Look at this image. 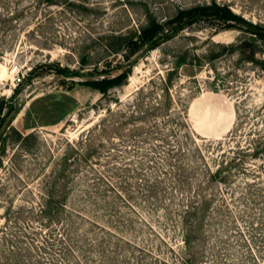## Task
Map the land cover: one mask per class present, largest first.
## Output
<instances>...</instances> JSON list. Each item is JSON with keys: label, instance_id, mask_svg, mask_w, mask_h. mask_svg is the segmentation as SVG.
Returning a JSON list of instances; mask_svg holds the SVG:
<instances>
[{"label": "rangeland", "instance_id": "374dc122", "mask_svg": "<svg viewBox=\"0 0 264 264\" xmlns=\"http://www.w3.org/2000/svg\"><path fill=\"white\" fill-rule=\"evenodd\" d=\"M213 1L264 25V0H0V264H264V41L198 16L118 45Z\"/></svg>", "mask_w": 264, "mask_h": 264}, {"label": "trees", "instance_id": "16d2710c", "mask_svg": "<svg viewBox=\"0 0 264 264\" xmlns=\"http://www.w3.org/2000/svg\"><path fill=\"white\" fill-rule=\"evenodd\" d=\"M198 16H209L217 18L225 27L231 26L232 22H242L248 28L249 32H251L252 36H257L258 38L264 41V25H257L245 21L244 19H242V17L231 12L227 6L223 4H216L213 1L209 4L195 5L189 8L179 9L171 18L167 19L164 22H157L154 19H150L145 26L138 29V32H136L135 35L133 33L126 34L123 36L121 35L119 37V49L125 51L123 52V57L126 59L129 54H131L136 48H138L139 43L142 42L146 44V46L152 47L164 35L169 36L171 32L180 29L184 24L190 23L193 19ZM170 23H173V25H171ZM165 25H168L169 27L166 28L164 33L158 34L159 32H162ZM247 44L251 45V43H249V41L247 40H243L238 43V45ZM114 50L117 51V49ZM253 52V48L249 47L248 58H254ZM261 60L260 61L262 62V66L264 68V58H262ZM58 70V72L64 73L63 69ZM125 74V71H121L117 75L111 77H102L100 79L88 80L84 81V83L98 89L101 93H103L108 87L118 84L125 77ZM4 103V100L0 99V112L3 106H5ZM11 109L12 105H9L6 113H8ZM2 121L3 116L0 117V122ZM17 134L20 135V133ZM27 135H29V133H25L20 137L23 139ZM67 158L68 156H66L64 160L65 165H69L71 163L69 160H66Z\"/></svg>", "mask_w": 264, "mask_h": 264}]
</instances>
